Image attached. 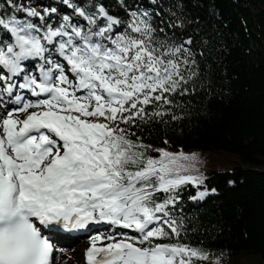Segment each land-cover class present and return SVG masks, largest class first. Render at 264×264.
I'll return each instance as SVG.
<instances>
[{"label":"snow or ice","instance_id":"snow-or-ice-1","mask_svg":"<svg viewBox=\"0 0 264 264\" xmlns=\"http://www.w3.org/2000/svg\"><path fill=\"white\" fill-rule=\"evenodd\" d=\"M121 7L0 0V264H54L42 229L93 224L137 235L91 236L85 264L207 260L179 242L173 217L183 186L198 189L193 200L216 192L191 174L197 155L154 148L132 131L181 118L176 98L203 87L197 56L206 53L173 31L193 20ZM166 238L176 242H157Z\"/></svg>","mask_w":264,"mask_h":264},{"label":"trees","instance_id":"trees-1","mask_svg":"<svg viewBox=\"0 0 264 264\" xmlns=\"http://www.w3.org/2000/svg\"><path fill=\"white\" fill-rule=\"evenodd\" d=\"M103 2L112 14L123 15V3L193 20L173 31L178 38L192 35L193 50L206 53L197 56L203 87L176 98L173 113L180 119L166 116L132 131L154 148L195 153L191 174L216 189L193 200L198 189L183 186L173 210L183 224L179 242L207 255L196 264H264V0Z\"/></svg>","mask_w":264,"mask_h":264},{"label":"rangeland","instance_id":"rangeland-1","mask_svg":"<svg viewBox=\"0 0 264 264\" xmlns=\"http://www.w3.org/2000/svg\"><path fill=\"white\" fill-rule=\"evenodd\" d=\"M221 165H222L221 163L211 164V166H213V167H221ZM256 167H258V166H256ZM123 232H127L128 235H130V236L137 235V233H135L131 230L111 227V226H108L106 224H99L95 230H92L91 232L83 233L82 235H79L78 237H75V238H66L65 237L66 240L72 241V242H70L71 247L63 248L62 246H59V250L56 251L54 254V256H55L54 264H57L60 261H64V263H66V261H67L68 263H66V264H85V262L81 259L80 255L83 254L84 247L86 245L90 244V237L91 236L96 235L98 233L105 234V235H109V234L115 235V234L123 233ZM62 240H64V239H62ZM73 241H75V242L73 243ZM76 246H78L80 249L79 256H76V253L74 251ZM74 254H75V256H74ZM78 257H80V258H78ZM76 259L81 260V262L80 263L74 262V260L76 261Z\"/></svg>","mask_w":264,"mask_h":264},{"label":"bare ground","instance_id":"bare-ground-1","mask_svg":"<svg viewBox=\"0 0 264 264\" xmlns=\"http://www.w3.org/2000/svg\"><path fill=\"white\" fill-rule=\"evenodd\" d=\"M5 99H7V97H5ZM97 226H98L97 224H93V225L89 226L88 228H86V231L91 232L92 230H95V229L97 228ZM45 232L48 233L49 238H50V236H51L52 239H53L54 241L58 242V243L60 244L59 246H62L63 248L71 247V246H70V244H71L70 242H72L71 240H66L65 237H66V238H75V237H78V236L80 235V234L70 235V234H68V233H57V232L55 231V229H52V230H47V229H45ZM49 234H50V235H49ZM62 239H64V240H62ZM65 241H66V242H65ZM74 242H75V241H73V243H74ZM57 245H58V244H57ZM88 247H89V244L86 245L84 248H88ZM55 251H56V250H55ZM74 251H75V253H76V256H79L80 249H79L78 246L75 247ZM84 253H85V252H84V250H83V254H84ZM77 254H78V255H77ZM83 254L80 255L82 260H83ZM74 256H75V254H74ZM78 258H80V257H78ZM74 262H76V263H80L81 260L76 259V261L74 260ZM66 263H68V262L66 261ZM66 263H64V261H60V262H58L57 264H66Z\"/></svg>","mask_w":264,"mask_h":264}]
</instances>
